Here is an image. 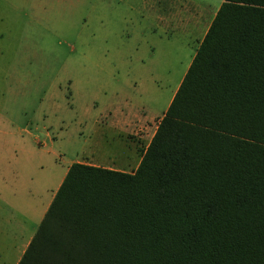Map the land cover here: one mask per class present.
<instances>
[{
    "label": "trees",
    "instance_id": "trees-1",
    "mask_svg": "<svg viewBox=\"0 0 264 264\" xmlns=\"http://www.w3.org/2000/svg\"><path fill=\"white\" fill-rule=\"evenodd\" d=\"M16 264H264V0H222L132 171L75 160Z\"/></svg>",
    "mask_w": 264,
    "mask_h": 264
},
{
    "label": "rangeland",
    "instance_id": "rangeland-1",
    "mask_svg": "<svg viewBox=\"0 0 264 264\" xmlns=\"http://www.w3.org/2000/svg\"><path fill=\"white\" fill-rule=\"evenodd\" d=\"M220 2L0 0V264L73 161L136 168Z\"/></svg>",
    "mask_w": 264,
    "mask_h": 264
},
{
    "label": "crops",
    "instance_id": "crops-1",
    "mask_svg": "<svg viewBox=\"0 0 264 264\" xmlns=\"http://www.w3.org/2000/svg\"><path fill=\"white\" fill-rule=\"evenodd\" d=\"M222 1V0H221ZM220 4V3H219ZM218 8V7H217ZM214 14H215V11H214ZM214 16V15H213ZM193 18L194 17H187L186 19H187V25L186 26H188V27H191L192 25H190L189 23H190V20H193ZM213 18V17H212ZM212 20V19H211ZM211 22V21H210ZM210 24V23H209ZM209 26V25H208ZM208 28V27H207ZM207 30V29H206ZM197 45H198V43H197ZM197 47V46H196ZM195 50H196V48H195ZM195 50H194V53H195ZM194 53H193V55H194ZM192 59V58H191ZM191 61V60H190ZM190 63V62H189ZM92 164H97V165H102V166H106V167H110V168H116V167H114L113 165H111V164H99V163H97V162H92ZM68 168V167H67ZM117 169H119V168H117ZM122 170H126V169H122ZM134 170V169H133ZM127 171H132V170H127ZM55 193V192H54ZM54 193L52 194V197H53V195H54ZM52 197H51V199H52ZM51 201V200H50ZM50 202H48V204H49ZM48 206V205H47ZM47 208V207H46ZM46 210V209H45ZM19 259V258H18ZM18 261V260H17ZM17 263V262H16ZM15 263V264H16Z\"/></svg>",
    "mask_w": 264,
    "mask_h": 264
}]
</instances>
